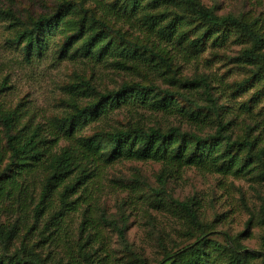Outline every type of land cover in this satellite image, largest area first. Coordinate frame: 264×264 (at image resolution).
Masks as SVG:
<instances>
[{
	"label": "trees",
	"instance_id": "1",
	"mask_svg": "<svg viewBox=\"0 0 264 264\" xmlns=\"http://www.w3.org/2000/svg\"><path fill=\"white\" fill-rule=\"evenodd\" d=\"M91 1L94 6L88 9L82 4L79 9L82 15H78L77 19H67L66 16V13L77 11L72 2L62 3L49 15L42 14L29 20L18 16L12 9L1 8L0 15L8 20L14 40L25 46L27 56L33 50L42 51V34L47 29L60 28L65 32L67 28L75 27L71 34H66V41L60 48L63 53L80 38L83 43L77 50L82 53L88 54L97 49L99 58L119 57L117 64L123 68H128L129 62L133 68H141L142 56L148 55L156 62L152 68L154 71H158L156 68L159 65L167 68L171 65L155 45L131 38L133 29L139 30L140 34L159 32L158 36H179L184 35L179 26L186 21L192 22L194 27L204 29L197 38L190 40L194 48L212 37L218 43L226 38L227 33L235 31L239 38L253 43L242 54L255 65L251 79H264V53L261 52L264 38L239 16H218L199 0ZM137 14L141 16V22L134 19ZM216 31L221 34L215 36ZM168 80L172 84L180 82L189 87L195 91L196 97L141 82L123 83L117 90L101 92L90 81L81 80L71 86V92L85 96L90 94L91 97L94 93L93 100L80 105L73 97L75 111L53 121L47 128L25 126L13 132L15 117L9 113L3 118L8 149L2 145L1 150L4 155L10 152L7 164L10 173L0 178V210L8 211L12 218L3 221L0 215V264H108L115 254L100 241L101 223L117 231L119 243L126 252H134L126 235V217L122 218V222L110 219L104 209L98 206L93 209L92 204L94 192L91 186L96 184V190H100V172L118 160H154L161 163L157 174L160 187L152 188L156 195L163 194L168 179L186 167L235 175L258 170V175L262 174L264 178V147L258 148L257 141L233 139L223 122H219L214 133L202 131L211 120L210 114L204 110L218 112L213 87L208 81L202 77L189 83L174 76H169ZM201 87L205 88L206 104L201 102L204 99ZM127 96L134 97L153 111H163L165 117L177 116L180 123L167 127L159 123L151 127L137 122L124 129L101 130L89 137L81 134L83 124L96 120L107 111L109 104H119ZM179 98L183 103L178 101ZM183 123L190 128L184 130ZM62 139L69 143L73 152L64 150L62 154L54 153V148ZM241 154L244 156L241 157ZM174 203L184 214L185 234L194 237L197 231L200 232L194 242L177 246L172 251L164 250L158 264H258L255 261L257 256H264V252L239 246L238 240L229 235L226 244L211 239L209 234L216 231L206 225L204 227L196 198L175 200ZM80 208L83 219L79 238L68 246L71 259L64 262L62 257L54 256L53 247H59L62 242L68 244L64 241L69 238L64 217L66 213ZM95 210L97 218L92 214ZM262 212L264 223V205ZM248 233L246 229V233L242 234ZM20 237L23 240L18 243ZM28 237L35 239L32 245L24 243ZM262 243L264 245V234ZM45 250H48L46 255L43 254ZM136 260L139 264H148L143 256ZM135 262L131 261V264ZM259 264H264V259Z\"/></svg>",
	"mask_w": 264,
	"mask_h": 264
},
{
	"label": "rangeland",
	"instance_id": "2",
	"mask_svg": "<svg viewBox=\"0 0 264 264\" xmlns=\"http://www.w3.org/2000/svg\"><path fill=\"white\" fill-rule=\"evenodd\" d=\"M107 1L113 3L114 0ZM199 1L213 9L218 16H239L264 38V0ZM66 2H72L78 11L66 13L67 19H77L78 15H82L79 10L82 4L88 9L94 6L91 0H0V9L15 10L18 16L29 20L30 17L49 15ZM134 19L141 22L139 14ZM193 25L187 21L181 24L179 29L184 35L179 36L165 34L161 37L158 36L159 32L140 34L139 30L133 29L131 38L155 45L171 65V68L159 65L156 68L158 71H154L152 68L156 62L148 55L142 56L141 68H133L131 62L128 68H123L117 64L119 57L99 58L97 49L88 54L82 53L77 50L83 43L78 37H75L78 38L77 42H73L69 50L63 53L60 48L75 27L67 28L65 32L60 28L47 29L42 34V51L33 50L27 56L25 46L14 40L15 35L8 20L0 15V178L10 173L7 169L10 152L4 155L1 150L2 145L8 149L3 118L9 113L15 117L13 132L25 126L41 125L47 128L53 121L75 111L73 97L80 105L93 100L94 93L91 97L90 94L85 96L71 92V86L81 80L90 81L101 92L117 90L123 83L141 82L178 90L195 98V91L180 82L172 84L168 77L174 76L189 83L204 77L213 87L212 94L216 98L218 112L215 114L208 109L204 110L210 114L211 120L203 126L202 131L214 133L219 122H223L233 139H250L257 141L258 148L264 147V79H251L255 65L242 56L244 49L253 43L249 39L239 38L235 31H231L218 43L212 37L205 44L194 48L190 40L197 38L204 29ZM220 34V31L215 32V36ZM261 52L264 53V48ZM200 91L204 98L201 102L208 103L205 88L201 87ZM178 101L183 103L180 98ZM137 122L151 127L162 123L167 127L179 124L180 120L177 116L165 117L163 111H153L134 97L127 96L119 104H109L105 113L83 124L80 131L83 136L89 137L101 130L127 128L130 123ZM189 128L183 123L184 130ZM64 150L73 152L69 143L62 139L59 146L54 148V153L62 154ZM160 169L161 163L154 160H118L100 172V190H96V184L91 186L94 192L93 209L98 206L106 211L110 219L120 222L126 217V235L134 249L132 253L126 252L119 243L117 231L101 223L100 241L108 251L115 254L108 264H131V261L139 264L136 259L141 256L147 259L148 264H158L164 250L172 251L177 246L194 242L200 231L194 237L185 234L187 227L184 214L174 203L175 200L190 198L198 201L197 208L204 227L206 225L215 229L216 232L209 234L211 239L226 244L229 235L236 238L241 247L264 252V223L261 220L264 178L262 174L258 175V170L235 175L186 167L168 179L163 194L156 195L152 188L160 187L157 179ZM81 211L80 208L66 213L64 225L69 238L64 241L68 244L62 242L59 247H53L54 256L62 257L64 262L71 259L68 246L79 238L83 219ZM92 214L94 218L98 217L97 210ZM0 215L3 221L12 218L6 210H0ZM246 229L249 233L242 234L246 233ZM22 240L20 237L18 243ZM34 242L35 239L29 237L24 239L26 245ZM47 251L43 254L46 255ZM263 259V255H258L255 261L259 264Z\"/></svg>",
	"mask_w": 264,
	"mask_h": 264
}]
</instances>
